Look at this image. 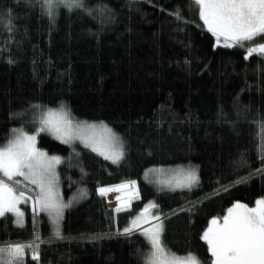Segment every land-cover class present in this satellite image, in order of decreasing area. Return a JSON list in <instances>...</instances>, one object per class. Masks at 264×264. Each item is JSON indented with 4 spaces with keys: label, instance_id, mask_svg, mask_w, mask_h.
Listing matches in <instances>:
<instances>
[{
    "label": "trees",
    "instance_id": "1",
    "mask_svg": "<svg viewBox=\"0 0 264 264\" xmlns=\"http://www.w3.org/2000/svg\"><path fill=\"white\" fill-rule=\"evenodd\" d=\"M84 2L91 14L61 6L50 20L40 0H0V145L12 128L39 126L30 104L58 108L63 102L76 119L104 121L120 134L125 155L114 163L41 132L39 147L63 158L59 185L63 200L72 201L60 222L64 238L51 235L50 218L28 200L21 204L24 224L10 212L0 217V246L35 243L39 236V256L26 248L22 264H143L135 251L148 247L145 237L109 235L110 210L97 190L134 180L101 193L115 212L126 206V193H137L133 207L116 215L117 230L152 201L158 209L150 213L162 214L167 246L207 261L211 254L200 237L211 217L223 218L237 200L254 206L264 196V171H254L264 159L257 123L264 120V56L246 59L247 43L213 47L216 38L193 0ZM177 5L182 20L170 14ZM26 109L22 118L9 115ZM189 164L199 175L190 189L169 188L157 176L159 169Z\"/></svg>",
    "mask_w": 264,
    "mask_h": 264
},
{
    "label": "snow or ice",
    "instance_id": "2",
    "mask_svg": "<svg viewBox=\"0 0 264 264\" xmlns=\"http://www.w3.org/2000/svg\"><path fill=\"white\" fill-rule=\"evenodd\" d=\"M198 8L199 18L203 26L216 38L215 44L225 43L229 47L233 45L251 46L246 48L245 58L253 53L264 56V42L254 43V38L264 40V0H193ZM63 6L69 10L83 9L89 14L93 9L85 7L84 0H40L41 11L50 20H54L58 9ZM191 6V5H190ZM100 7L103 11L104 7ZM177 20L184 19L181 7L177 5L170 12ZM8 30L11 31L12 20L7 19ZM9 62L11 58H9ZM33 116L39 112L38 127L32 132L26 131L23 126L9 130L8 139L0 145V217L5 213H14L17 224L23 223V212L18 207L21 200H31L33 211L37 209L48 214L51 223V235L63 239L60 221L63 212L72 201L65 202L58 190V175L55 171L56 164L62 161V157L37 147V136L41 132H50L57 139L66 144L79 139L86 147L100 153L114 163L125 155V143L113 129L104 121H86L76 119L71 109L63 102L58 109L41 104H30ZM27 112L9 113L10 116L22 118ZM262 138L260 148L264 153V120L257 121ZM238 163L243 166L247 163L244 153H241ZM262 168L254 171H264V159L261 160ZM83 171V169H82ZM149 170H146V173ZM157 171L162 172L163 169ZM23 180H15L16 184H23L25 188L32 187L34 196L27 191L17 190L11 183L15 177ZM172 177H176L173 181ZM172 177L160 181L170 187L192 188L199 183L198 169L189 164L178 168L172 173ZM245 178H241L243 180ZM136 181H124L119 185L100 187V193L112 191L113 188L125 189L129 185H135ZM83 193V190H81ZM128 199L122 201L130 206V200L137 195L135 191L127 194ZM120 200V197H117ZM156 207L152 201L144 205L137 216L123 229L117 231L129 235L133 231H139L146 239L147 248H138L135 254L138 262L143 264H264V196L255 200L254 206L248 203L235 201L227 209L223 216V222H219L217 216L211 217L208 227L204 229L202 240L207 242V252L211 256L207 261L202 260L195 252L189 250L183 255L173 252L162 238L164 232L163 217L159 210L152 215L149 208ZM117 211L120 210L117 205ZM149 220L152 222L149 223ZM142 225H147L142 226ZM92 236L89 239H99ZM35 243H8L0 246V264H22V257L26 248L32 249L33 257L39 256L40 238L34 236Z\"/></svg>",
    "mask_w": 264,
    "mask_h": 264
},
{
    "label": "rangeland",
    "instance_id": "3",
    "mask_svg": "<svg viewBox=\"0 0 264 264\" xmlns=\"http://www.w3.org/2000/svg\"><path fill=\"white\" fill-rule=\"evenodd\" d=\"M255 39V38H254ZM260 42H264V40H261V39H257V42L256 43H260ZM53 109H58V108H53ZM45 132H47V131H45ZM47 133H49L51 136H53L50 132H47ZM54 138H56L55 136H53ZM57 139V138H56ZM57 140H59V139H57ZM59 141H61V140H59ZM61 142H63V141H61ZM64 143V142H63ZM75 143H81L82 145H84L79 139H75V140H73L72 141V143L71 144H67V145H69L70 147H74V145H75ZM66 144V143H65ZM85 146V145H84ZM37 147L38 148H40L39 147V145H38V136H37ZM88 148H90L91 150H92V148L91 147H88ZM42 149V148H41ZM94 152H96V151H94ZM48 153V152H47ZM97 154H99V155H101L100 153H98V152H96ZM48 155H53V154H50V153H48ZM101 156H103V155H101ZM61 157V156H60ZM104 158H106L105 156H103ZM110 160V159H109ZM61 163V162H60ZM59 163V164H60ZM59 164H56V166H55V171H56V173H57V175H58V166H59ZM178 169V168H177ZM177 169H174V170H163L162 172H159L158 174H157V176H158V178L160 179V180H167L169 177H172V173L174 172V171H176ZM173 178V181L176 179V177H172ZM15 180H23V178L22 177H19V176H17V177H15L14 179H13V181H11V183H13V185L17 188V190H23V191H27L28 193H29V195L30 196H34L35 195V193H34V195H32V193L30 192V189L29 188H25L24 187V185L23 184H16L15 183ZM165 186H167V185H165ZM57 187H58V190H59V193H60V196L62 197V194H61V189H60V185H59V177H58V185H57ZM167 187H169V188H173V187H170V186H167ZM175 188H177V187H175ZM98 194L101 196V198H102V201H103V203H104V205L110 210V216H111V219H112V223H113V228H114V234L113 233H111V234H109V235H115L116 233H117V228H116V214H115V211L114 210H111L109 207H108V205H107V203H106V201H105V199H104V197H103V195L98 191ZM62 199H63V197H62ZM24 202H26L25 200H21L20 201V203H19V205H18V207H20L21 208V210H22V212H23V209H22V207H21V204L22 203H24ZM137 202V201H136ZM135 203V202H134ZM134 203H132V204H130V206H123L122 208H120V210L119 211H127L128 209L130 210L132 207H133V204ZM149 212H150V209L148 210ZM35 212H39L40 214H42V213H44V214H46L47 216H48V214L46 213V212H44V211H40L39 209H37ZM12 214H14V213H12ZM14 216H15V218H16V215L14 214ZM49 217V216H48ZM17 219V218H16ZM151 220H149V222H150ZM24 222H25V215H24V212H23V223L22 224H24ZM61 222V221H60ZM219 222H223V218H219ZM22 224H19V225H22ZM142 226H144V225H142ZM147 226V225H146ZM145 226V227H146ZM118 234V233H117ZM116 234V235H117ZM119 235V234H118Z\"/></svg>",
    "mask_w": 264,
    "mask_h": 264
},
{
    "label": "water",
    "instance_id": "4",
    "mask_svg": "<svg viewBox=\"0 0 264 264\" xmlns=\"http://www.w3.org/2000/svg\"><path fill=\"white\" fill-rule=\"evenodd\" d=\"M111 186H113V185H111ZM127 187H128V186H127ZM117 189H118V188H113V189H112V192H113V193H116ZM128 210H129V209H128ZM121 212H123V211H116L115 214L117 215V214H119V213H121ZM144 226H146V225H144ZM116 234H117V233H116ZM116 234H115V235H116ZM117 235H118V234H117Z\"/></svg>",
    "mask_w": 264,
    "mask_h": 264
}]
</instances>
